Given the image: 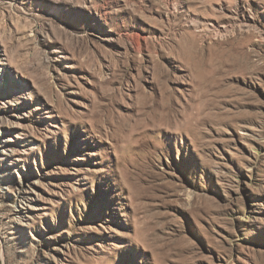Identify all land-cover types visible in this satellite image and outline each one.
<instances>
[{
    "label": "rangeland",
    "instance_id": "374dc122",
    "mask_svg": "<svg viewBox=\"0 0 264 264\" xmlns=\"http://www.w3.org/2000/svg\"><path fill=\"white\" fill-rule=\"evenodd\" d=\"M0 264H264V0H0Z\"/></svg>",
    "mask_w": 264,
    "mask_h": 264
}]
</instances>
